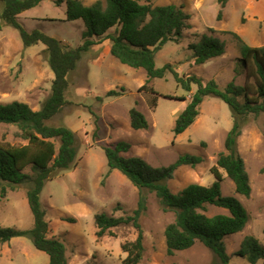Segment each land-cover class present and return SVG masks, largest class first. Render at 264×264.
I'll return each instance as SVG.
<instances>
[{
	"label": "rangeland",
	"instance_id": "obj_1",
	"mask_svg": "<svg viewBox=\"0 0 264 264\" xmlns=\"http://www.w3.org/2000/svg\"><path fill=\"white\" fill-rule=\"evenodd\" d=\"M83 1L89 5L95 0ZM151 1L154 5H182L190 15V27L184 31L181 41H168L157 52L156 67L170 63L184 78L194 74L203 82L213 79L221 89L231 80L236 84L245 83V70L236 73L240 67V53L235 39L227 31L236 32L249 45L263 46L264 0H230L222 9L221 19H217L220 11L217 0ZM65 18L64 2L57 5L55 0H44L20 13L18 20L28 31L38 29L67 46L82 44V21H65ZM0 24V103L21 101L39 109L50 94L54 78L46 48L42 43L24 46L16 28L5 24L1 18ZM203 33L224 41L225 52L203 64H196L189 44L198 42ZM109 48L110 41L106 39L82 54L75 70L68 75L69 87L65 95L69 103L49 121L52 125L63 124L71 128L77 146L72 167L54 172L40 195L49 221L48 234L63 240L69 264H122L126 254L121 244L138 235V229L131 224L112 227V235H95V214L131 215L138 207L139 198L138 189L118 169L107 176L103 145L127 141L131 148L125 156H141L154 166L170 164L182 153L202 156L203 160L197 166H180L166 182L173 193H178L193 182L202 185L213 182L210 169L224 149L225 136L232 126L229 106L217 97L207 96L195 122L175 135V119L197 86L192 84L191 91L187 92L177 84L172 73L166 71L164 77L151 79L148 83L161 94L157 106L152 109L149 95L145 90H138L147 78L146 71L121 63L112 56ZM110 89H123V92L119 96H106ZM167 96H185L186 100ZM132 107L146 116L148 129L131 128L128 110ZM15 131L14 125L0 123V140L25 144L26 141L14 136ZM237 146L249 174L251 192L249 196L236 193L232 180L219 169L223 176L222 194L235 196L246 208L249 221L240 232L227 236L225 244L231 263L250 264L234 253L246 235H254L264 245V113L247 116ZM2 187H5L3 193ZM144 194L146 210L139 218L144 252L139 264H221L201 242L168 254L164 228L174 220V212L164 211L154 192L145 189ZM207 213L227 211L210 205ZM0 226L22 230L33 226L26 185L12 189L5 182L0 183ZM48 263V254L35 248L27 236H16L0 244V264Z\"/></svg>",
	"mask_w": 264,
	"mask_h": 264
},
{
	"label": "trees",
	"instance_id": "obj_2",
	"mask_svg": "<svg viewBox=\"0 0 264 264\" xmlns=\"http://www.w3.org/2000/svg\"><path fill=\"white\" fill-rule=\"evenodd\" d=\"M0 1L2 21L18 30L24 46L42 43L54 73L50 94L39 109H33L21 101L0 103V123L14 125L17 128L14 136L26 141L25 144L17 145L0 140V183L5 182L12 189L26 185V197L33 216V226L27 230L0 226V244L16 236H27L35 248L48 254V264H69L63 240L48 234L49 221L40 195L54 172L72 167L77 156V146L75 132L71 128L63 124L52 125L49 121L69 103L65 95L69 87L68 75L75 70L82 54L108 39L112 56L123 64L146 71L147 78L138 90H145L149 95L150 108L157 106L161 94L148 83L151 79L164 77L166 71L171 72L177 84L187 92L191 91L192 84L197 86L175 119V135L184 132L195 122L200 113V105L207 96L217 97L229 106L232 126L225 136L224 149L210 169L214 176L213 182L210 185L193 182L178 193H173L166 182L173 178L180 166H197L202 162V156L182 153L170 164L154 166L141 156H125L124 153L131 148L127 141L118 140L103 145L107 176L112 170L118 169L138 189L139 198L138 207L131 215L116 217L105 212L95 214V235H112V227L133 225L138 229V235L134 240L121 244L126 254L122 264H139L144 252V236L139 218L146 210V189L155 193L164 211L174 212V220L164 228L168 254L172 255L201 242L219 258L221 264H233L226 249L225 238L240 232L248 223L249 214L235 196L222 194L223 176L219 169H223L232 180L236 193L250 195V178L238 151L237 139L247 116L264 113V45H249L236 32L227 31L235 39L240 53V67L236 73L244 69L246 80L244 84H236L231 80L221 89L213 79L203 82L194 74L184 78L170 63L161 68L156 67L157 52L168 41L179 43L184 31L190 27V15L182 5H154L151 0H95L89 5L83 0H55L57 5L63 2L66 5L65 21L81 20L83 23V42L71 47L38 29L28 31L19 22L20 13L44 0ZM229 1L217 0L220 5L217 19H221L222 9ZM209 30L214 32L213 28ZM189 49L192 50L194 62L203 64L224 54L225 42L217 36L203 33L198 42L189 44ZM122 92L123 89H110L106 96H118ZM167 97L186 100L185 96ZM128 114L131 128L148 129V120L140 110L132 107ZM1 190L3 193L5 187ZM210 205L223 208L227 213L209 215L207 210ZM234 255L250 264L259 261L264 264V245L254 235H246Z\"/></svg>",
	"mask_w": 264,
	"mask_h": 264
},
{
	"label": "crops",
	"instance_id": "obj_3",
	"mask_svg": "<svg viewBox=\"0 0 264 264\" xmlns=\"http://www.w3.org/2000/svg\"><path fill=\"white\" fill-rule=\"evenodd\" d=\"M110 49V48H109ZM119 96V95H118Z\"/></svg>",
	"mask_w": 264,
	"mask_h": 264
}]
</instances>
